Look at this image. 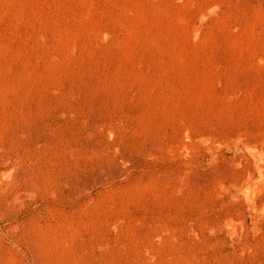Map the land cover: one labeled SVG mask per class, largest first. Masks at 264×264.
I'll return each mask as SVG.
<instances>
[{"label": "rangeland", "instance_id": "1", "mask_svg": "<svg viewBox=\"0 0 264 264\" xmlns=\"http://www.w3.org/2000/svg\"><path fill=\"white\" fill-rule=\"evenodd\" d=\"M0 264H264V0H0Z\"/></svg>", "mask_w": 264, "mask_h": 264}]
</instances>
